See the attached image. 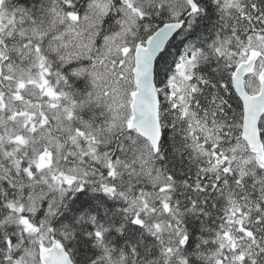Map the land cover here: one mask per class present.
<instances>
[{
	"label": "snow or ice",
	"instance_id": "snow-or-ice-1",
	"mask_svg": "<svg viewBox=\"0 0 264 264\" xmlns=\"http://www.w3.org/2000/svg\"><path fill=\"white\" fill-rule=\"evenodd\" d=\"M0 264H264V0H0Z\"/></svg>",
	"mask_w": 264,
	"mask_h": 264
}]
</instances>
